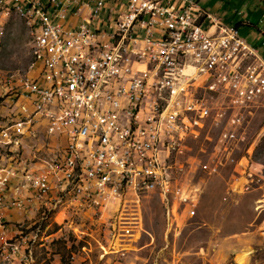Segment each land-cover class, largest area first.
Segmentation results:
<instances>
[{
  "label": "built area",
  "instance_id": "1",
  "mask_svg": "<svg viewBox=\"0 0 264 264\" xmlns=\"http://www.w3.org/2000/svg\"><path fill=\"white\" fill-rule=\"evenodd\" d=\"M15 6L29 16L37 60L29 76L0 72L9 107L0 143L14 139L24 150L23 159L2 153L0 232L9 231L10 210L55 203L61 183L78 188L76 206L104 211L158 191L169 219L181 209L193 217L197 194L174 175L184 141L213 127L229 152L245 138L247 115L264 109V57L238 26L198 0H0V13ZM42 126L62 164L30 157L47 170H28L17 129L34 136ZM107 169L126 185L103 179ZM16 248L8 238V254Z\"/></svg>",
  "mask_w": 264,
  "mask_h": 264
},
{
  "label": "rangeland",
  "instance_id": "2",
  "mask_svg": "<svg viewBox=\"0 0 264 264\" xmlns=\"http://www.w3.org/2000/svg\"><path fill=\"white\" fill-rule=\"evenodd\" d=\"M198 1L225 24L251 22L238 28L239 35L264 55V0ZM32 47L23 17L13 10L0 13V72L27 67ZM6 108L0 103V116ZM244 125L245 138L229 152L213 127L184 141L174 175L197 194L193 217L181 209L177 221L169 219L158 191L127 195L104 211L88 203L40 201L36 210L15 208L6 216L11 226L0 232V264H264V109L248 114ZM40 131L32 136L27 130L20 146L29 166L44 171L47 165L30 157L46 162L61 146L43 126ZM2 152L24 158L20 148ZM54 194L53 200L59 196ZM8 238L18 245L11 255Z\"/></svg>",
  "mask_w": 264,
  "mask_h": 264
},
{
  "label": "bare ground",
  "instance_id": "3",
  "mask_svg": "<svg viewBox=\"0 0 264 264\" xmlns=\"http://www.w3.org/2000/svg\"><path fill=\"white\" fill-rule=\"evenodd\" d=\"M10 10L15 11L21 17H23L27 26L29 27V37H30L31 44L33 46L32 47L33 48V61L27 67L20 69V75L29 76L30 75V69H31L32 65L34 64V62L37 60V50H34L35 49V38H34L33 26L31 23H29V16L26 15L25 10L22 6H15V7L11 8ZM26 131H24V133L21 130L17 131V137L20 138V143H21V140H22ZM14 144H16V143H14ZM9 149H11V148H9ZM53 152H54V150H53ZM13 159H16V158L14 157ZM36 159L41 160L38 157H36ZM2 161H0V163H3ZM46 162H50L51 165H61L62 164V156L55 154L54 156H51L50 159L47 160ZM29 165L30 164L28 163V170H32L31 166H29ZM32 165H34V164H32ZM113 177H114V184L116 186H125L126 185V178L115 177V170L114 169H107L105 172H103V179H112ZM64 191H67V195H64ZM57 193L59 195L57 197V202L67 200V203H66V205H68L67 207L76 205V199L75 198L78 195V188H69L68 189V183H61L60 184V191H57ZM40 201H46L47 202V199H40ZM86 203H88L94 209H97V206H95L94 202H86Z\"/></svg>",
  "mask_w": 264,
  "mask_h": 264
},
{
  "label": "crops",
  "instance_id": "4",
  "mask_svg": "<svg viewBox=\"0 0 264 264\" xmlns=\"http://www.w3.org/2000/svg\"><path fill=\"white\" fill-rule=\"evenodd\" d=\"M203 5V4H202ZM203 7H205L206 8V6H204L203 5ZM208 11H210L209 10V8L207 7L206 8ZM211 12V11H210ZM211 13H214V14H216L217 16H219V17H223V16H221L220 14H218L217 12H211ZM263 17H264V13H263V15H262V19H263ZM262 21V20H261ZM252 23L251 22H244V21H242V22H238V23H234V22H232L231 23V25H236V26H238V28L241 26V25H244V26H246V27H248V26H250ZM249 34H251V32L250 31H247ZM262 34L264 35V30L262 31ZM251 46H253V47H255L256 48V46H254V45H252L251 44ZM257 49V48H256ZM257 52H258V49H257ZM261 56V55H260ZM262 57H264V55L262 56ZM18 130H21V129H17V131ZM7 146V147H6ZM9 148H11V149H9ZM18 148H19V146H17V144H14V139H7V141H3V143H0V161H2L3 160V156H2V151L3 150H10L11 152H17V150H18ZM13 158H14V156H12ZM3 162V161H2ZM31 168H32V170H39L38 169V167H35V168H37V169H35L34 167H32V165H31Z\"/></svg>",
  "mask_w": 264,
  "mask_h": 264
}]
</instances>
